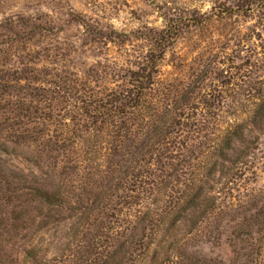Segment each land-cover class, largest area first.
Instances as JSON below:
<instances>
[{"label":"rangeland","instance_id":"1","mask_svg":"<svg viewBox=\"0 0 264 264\" xmlns=\"http://www.w3.org/2000/svg\"><path fill=\"white\" fill-rule=\"evenodd\" d=\"M8 18L22 22L17 30L24 36H18L11 57L18 75L30 76L32 87L50 88L49 99L39 104L61 114L54 123L37 127L54 138L66 136L65 155L57 152L65 166L80 160L78 171L71 170L74 181L66 179L64 187L79 192L88 175L110 173L116 180L128 169L166 173L161 177L165 183L171 178L167 173H181L180 178L200 173L202 180L192 184V193L201 192L199 206L184 208L182 201L163 212L165 203L148 198L123 208L113 226L122 231L130 223L126 219L132 220L136 238L147 243L142 258L150 262L155 256L152 264H188L180 245L230 264L227 227L212 242V221L201 212L210 198L220 206L227 196L220 169L231 163L219 154L235 161L241 176L238 199L264 189V0H0V21ZM137 72L151 73L141 106L127 107L110 124L98 121L87 131L92 119L83 114L81 100L120 104L137 89ZM233 131L238 135L228 150L226 138ZM38 150L0 133V164L29 183L37 179L58 187L63 167L52 169L44 159L35 162ZM173 178L170 184H176ZM123 190H113L109 200H128ZM92 198L86 194L81 202H110L108 196L96 202ZM146 204L154 223H142L134 215ZM213 215L220 220L219 209ZM77 225L72 218L47 231L36 232L34 226L29 232L35 242L50 247V254L59 253L70 248Z\"/></svg>","mask_w":264,"mask_h":264},{"label":"trees","instance_id":"2","mask_svg":"<svg viewBox=\"0 0 264 264\" xmlns=\"http://www.w3.org/2000/svg\"><path fill=\"white\" fill-rule=\"evenodd\" d=\"M18 26L21 27L22 22L11 18L5 19V22L0 21V133L16 145L24 143L28 147L31 144L39 147L35 152L34 161L39 163L44 159L50 168L63 167V171L60 172L61 184L53 188L52 184L42 183L37 179L29 183L27 177L16 173L7 164H0V264H152L155 256L150 262L142 258L147 243H143L141 237L136 238L137 225H132L133 221L126 219L130 222L129 225L119 231L114 229L113 224L121 220L123 208L140 205L148 198L155 204L160 201L165 203L161 206L163 212H167V209L173 210L182 201L186 204L184 208L199 206L201 192L192 193L194 188L192 184L202 180L201 174L186 172L183 178H180L181 173H167L171 178L165 183L161 177L166 173L159 174L149 170L130 172L128 169L124 170L122 175H118L116 180L115 177L109 178L110 173L88 175L89 182L84 181L81 185L83 187L77 188L81 190L79 192L64 187L66 179L67 182L74 181L72 177L70 178L71 170L78 171L80 160L74 158L72 166H65L63 159L58 158L57 152L62 150L65 155L66 136L54 138V134L50 135L45 128L39 127L46 123H54L61 114H55L51 105H46L45 109L39 104L49 99L47 96L50 88L32 87L30 82L33 79L30 80V76L18 75L15 62L11 58L15 54L14 46L24 36L18 32ZM136 75L134 85L137 89L129 92L124 101L121 98L120 104H113V100L108 103H103L99 99L87 102L81 100L83 114L92 119L91 125L89 123L86 125L87 131L95 129L98 121L108 124L112 117H120L127 107L134 110L141 106L143 89L151 79V73L137 72ZM22 80L26 83L22 84ZM21 90L25 91V95L19 99L17 96ZM35 101L38 102L34 103ZM237 135L236 131L227 135L226 149L232 148L233 139ZM31 151H34V148ZM53 152L57 154L55 157L52 156ZM219 157L224 159V162H230L231 166L223 164V168L220 169V179L224 178L223 190L227 193L226 199L220 203L222 205L217 206L216 201L210 198L206 202L209 204L201 212V215L212 221L215 233L211 240L213 242L219 239L222 233L220 228L225 229L226 226L228 244L233 253L230 264H264V189L238 199L236 196L238 193L235 191L239 192L237 187L241 176L238 175L235 161H230L225 154H219ZM49 158L52 164L48 162ZM94 176H97V179L93 178ZM172 177L176 184H170ZM103 179H107L108 183H104ZM176 180L182 182L183 186ZM88 183L94 188L87 185ZM95 188L99 189L94 191ZM121 188L126 192L128 200H117L116 203L110 201L109 198L115 194L111 192ZM80 192L83 195L75 194ZM86 194L93 197L92 202H96L95 199L103 201L107 196V201L110 202L102 206L82 204L81 201ZM216 209H219L220 220L213 215ZM138 211L139 214H134L137 221L143 223L147 219L154 223L147 204L143 211L142 209ZM64 212H68V215H63ZM72 218L78 225L74 229L73 238L69 241L71 246L67 251L50 254V247H44L42 240L35 242L32 238L33 232H29L34 226L36 232L47 231ZM128 234L129 238H123ZM19 240L22 244L18 242ZM207 241L210 239L207 238ZM178 251L188 264H225L217 257L204 255L198 250H189L184 248V245H180Z\"/></svg>","mask_w":264,"mask_h":264}]
</instances>
